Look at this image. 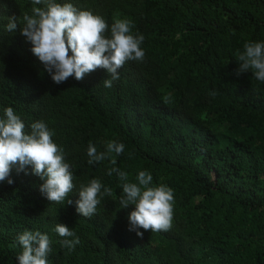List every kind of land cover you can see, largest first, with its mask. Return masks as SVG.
Masks as SVG:
<instances>
[{
    "label": "trees",
    "instance_id": "1",
    "mask_svg": "<svg viewBox=\"0 0 264 264\" xmlns=\"http://www.w3.org/2000/svg\"><path fill=\"white\" fill-rule=\"evenodd\" d=\"M56 2L91 11L109 29L115 19L131 20L132 33L144 36L145 57L126 61L111 88L103 85L111 78L104 69L57 85L19 27L5 30L11 16L23 24L32 0H0V117L12 107L25 133L43 120L64 149L74 185L63 203H51L31 166L13 168L14 183L0 182V264H18L16 238L26 230L49 235L48 264H264V83L251 72L235 75L243 45L264 41V0ZM109 141L125 145L113 155L130 182L146 171L150 186L172 189L169 230L142 238L129 231L134 206L121 208L110 160L87 163L89 142L102 152ZM92 179L112 195H98L95 214L79 216L75 200ZM59 223L75 232L68 239L79 238L74 250L61 246Z\"/></svg>",
    "mask_w": 264,
    "mask_h": 264
},
{
    "label": "clouds",
    "instance_id": "2",
    "mask_svg": "<svg viewBox=\"0 0 264 264\" xmlns=\"http://www.w3.org/2000/svg\"><path fill=\"white\" fill-rule=\"evenodd\" d=\"M32 3L31 15H23V24L18 25L17 17L11 16L5 30L13 32L19 27L20 34L31 43L33 55L57 85L66 82L69 77L80 81L86 74L104 69L111 78L104 79L103 85L111 88L113 81L119 79V69L126 61L144 60L145 52L141 48L144 36L132 33L134 25L131 20L115 19L109 29L102 17L91 11L78 10L72 3L61 4L56 0H32ZM106 31H110V35L106 36ZM69 50L72 55H69ZM237 64V77L251 72L255 80L264 83V41L246 42L243 51L237 55ZM210 95L215 97L217 93L212 91ZM163 101L170 103V95L164 96ZM30 128V133H25V124L13 108L4 109V115L0 117V182L7 180L8 184H13L10 178L13 168L19 173L31 166V174L43 181L39 185L40 193L51 203H63L74 187L64 149L53 141L55 133L43 120L32 123ZM124 150L123 143L109 141L106 150L98 152L97 147L89 142L87 163L94 165L110 160L113 167L108 169L107 175L115 173L119 177L121 208L134 206L127 217L129 231L142 238L145 231L169 230L173 214L172 189L166 185L150 186L153 177L146 171L138 173V183L130 182L129 174L115 167V156L121 155ZM98 195L101 198L111 196L112 189L104 187L98 179H92L86 186L81 185L79 198L75 200L79 216L91 217L95 214L101 202ZM67 204H73V200L68 199ZM54 231L65 238L61 246L69 251L80 243L78 237L68 239L75 237V232L65 224H57ZM16 239L22 247L17 256L18 264H48L47 257L52 251L48 234L26 230Z\"/></svg>",
    "mask_w": 264,
    "mask_h": 264
}]
</instances>
